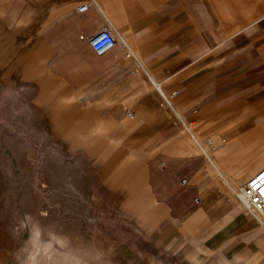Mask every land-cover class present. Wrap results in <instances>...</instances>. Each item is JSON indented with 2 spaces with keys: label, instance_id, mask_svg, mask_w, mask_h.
I'll return each mask as SVG.
<instances>
[{
  "label": "crops",
  "instance_id": "1",
  "mask_svg": "<svg viewBox=\"0 0 264 264\" xmlns=\"http://www.w3.org/2000/svg\"><path fill=\"white\" fill-rule=\"evenodd\" d=\"M104 29L116 45L97 56L89 40ZM45 79L66 88L52 106L74 110L57 128L81 129L77 143L97 130L125 155L110 190L145 197L156 250L264 264V220L233 193L264 168V0H0V95L36 106Z\"/></svg>",
  "mask_w": 264,
  "mask_h": 264
},
{
  "label": "rangeland",
  "instance_id": "2",
  "mask_svg": "<svg viewBox=\"0 0 264 264\" xmlns=\"http://www.w3.org/2000/svg\"><path fill=\"white\" fill-rule=\"evenodd\" d=\"M28 84L31 93L34 86ZM43 84L36 106L25 94L0 95V262L25 263L34 227L41 244L52 249V259L62 253L97 264L89 258L95 254L86 255L93 248L103 264H178L148 242L147 228L140 224L146 209L142 206L148 202L136 187L110 190L120 170L116 168L125 160L119 147L97 130L85 132L86 143H77L83 140L81 129L57 128L58 116L74 110L66 104L52 106L57 97L51 94H65L64 86L46 79ZM2 90L0 86V94ZM50 112L55 117L44 122ZM190 134L194 138L192 130ZM202 149L207 154V147ZM54 194L60 195L65 209L53 204ZM58 241L67 244L66 249Z\"/></svg>",
  "mask_w": 264,
  "mask_h": 264
},
{
  "label": "built area",
  "instance_id": "3",
  "mask_svg": "<svg viewBox=\"0 0 264 264\" xmlns=\"http://www.w3.org/2000/svg\"><path fill=\"white\" fill-rule=\"evenodd\" d=\"M86 8L87 6H81L78 11L82 12ZM89 44L95 55L102 56L115 47L116 39L110 31L104 29L94 35L89 40ZM130 55V52L126 53V57ZM127 116L132 118L131 113H127ZM184 120L181 115L175 114V123L185 125ZM238 196L243 203L244 213L262 223L264 218V168L240 187Z\"/></svg>",
  "mask_w": 264,
  "mask_h": 264
},
{
  "label": "bare ground",
  "instance_id": "4",
  "mask_svg": "<svg viewBox=\"0 0 264 264\" xmlns=\"http://www.w3.org/2000/svg\"><path fill=\"white\" fill-rule=\"evenodd\" d=\"M166 99H167V101H169L168 98H165V100ZM175 114H178V113H175ZM184 122H185V120H184ZM185 125H186V126H184L185 131L190 133L191 128H189L187 126L186 122H185ZM196 143H197L198 147L203 151V149H202L203 144H201L197 140H196ZM208 143H211V142H208ZM207 146L209 149H211V150L213 149L212 148L213 144H208ZM240 187L238 189L233 190L234 195L237 196L238 198H239L238 194H239ZM239 200H240V198H239ZM240 202L243 206V203L241 200H240ZM243 208H244V206H243ZM263 220H264V218H263ZM26 224L27 223H25V225ZM55 239L57 240L56 237H55ZM58 242H59L62 249H66L67 244H65L64 242H61V241H58ZM29 246H30L29 253H28L27 259H26L24 264H85V262L83 260H80V259L72 260V259L65 257V255L62 253L58 257H55L54 259H52V255H53L51 252L52 249L50 250V248L47 244H41V240H40V237L38 235V232L36 231V229L34 227H31V229H30ZM89 258L97 264H103V263H101L99 258L95 255L90 256Z\"/></svg>",
  "mask_w": 264,
  "mask_h": 264
}]
</instances>
